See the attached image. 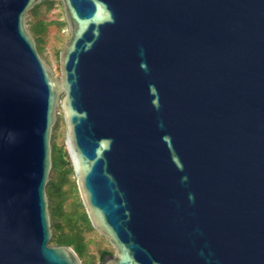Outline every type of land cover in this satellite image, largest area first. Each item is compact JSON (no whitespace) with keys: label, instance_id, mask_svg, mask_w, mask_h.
Here are the masks:
<instances>
[{"label":"water","instance_id":"1","mask_svg":"<svg viewBox=\"0 0 264 264\" xmlns=\"http://www.w3.org/2000/svg\"><path fill=\"white\" fill-rule=\"evenodd\" d=\"M0 0V264H83L53 236L60 111L99 264H264V0H58L56 77Z\"/></svg>","mask_w":264,"mask_h":264},{"label":"trees","instance_id":"2","mask_svg":"<svg viewBox=\"0 0 264 264\" xmlns=\"http://www.w3.org/2000/svg\"><path fill=\"white\" fill-rule=\"evenodd\" d=\"M56 2L57 0H43L28 11V14L36 19L30 24L29 30L37 44L42 42V36L49 27L66 25L65 21L37 19L40 7L50 11ZM71 176L73 170L65 146L52 144V169L46 187L53 231L50 242L55 246L72 247L84 264H99L100 260L111 251L99 248L97 256L89 253V241L85 240L84 233L93 229L80 200L75 195L77 188Z\"/></svg>","mask_w":264,"mask_h":264},{"label":"rangeland","instance_id":"3","mask_svg":"<svg viewBox=\"0 0 264 264\" xmlns=\"http://www.w3.org/2000/svg\"><path fill=\"white\" fill-rule=\"evenodd\" d=\"M38 12L39 14H38L37 19L46 20V21H51V20L65 21L64 13L60 5V2L58 0L52 10L46 11L44 7H40ZM35 20L36 19L31 17L30 14H27L26 21H27L28 27ZM67 37H68V29L66 25L61 26V27L51 26L47 29L46 33L42 36V42L40 44L39 43L37 44V48H38V51L41 57L44 59V61L47 63V65L50 67V69L52 70L53 74L56 77L60 76L59 66H58L59 51L61 50ZM64 130H65V127H64L63 120H62V116H61L60 111H58L57 121H56V124L53 128L52 135H51V146L52 144H55L56 146L64 145ZM50 176H51V173H50ZM71 179L72 181L75 182L74 176H71ZM75 195L79 199L78 192ZM84 238L86 241H89L88 250H89V253L93 254L94 256H97L99 248L107 249L111 251L110 254H114V250L111 247V245L108 243L106 238L101 236L97 231L92 230L89 232H85ZM49 244L54 245L51 242H49ZM81 261L83 263V260Z\"/></svg>","mask_w":264,"mask_h":264}]
</instances>
